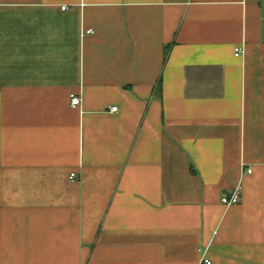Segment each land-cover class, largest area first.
Returning a JSON list of instances; mask_svg holds the SVG:
<instances>
[{"label": "crops", "instance_id": "crops-1", "mask_svg": "<svg viewBox=\"0 0 264 264\" xmlns=\"http://www.w3.org/2000/svg\"><path fill=\"white\" fill-rule=\"evenodd\" d=\"M202 259L264 264V0H0V264Z\"/></svg>", "mask_w": 264, "mask_h": 264}, {"label": "built area", "instance_id": "built-area-1", "mask_svg": "<svg viewBox=\"0 0 264 264\" xmlns=\"http://www.w3.org/2000/svg\"><path fill=\"white\" fill-rule=\"evenodd\" d=\"M63 10H66V7L62 8ZM244 51L243 48H236L235 49V56L241 57L243 55ZM71 105L74 108H77L81 105V99L75 95H72L71 97ZM112 111H117V108H113ZM249 173H252L251 171ZM76 175L72 174L71 179L75 180ZM223 204L226 206H232L240 202V190H236L234 193H232L230 196L224 197L222 200ZM200 264H211L208 260L202 259Z\"/></svg>", "mask_w": 264, "mask_h": 264}]
</instances>
